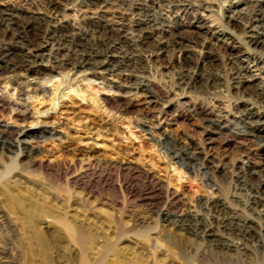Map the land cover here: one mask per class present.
<instances>
[{"label": "rangeland", "instance_id": "1", "mask_svg": "<svg viewBox=\"0 0 264 264\" xmlns=\"http://www.w3.org/2000/svg\"><path fill=\"white\" fill-rule=\"evenodd\" d=\"M204 1L213 4L215 13L209 18L213 21L226 16L236 0ZM7 5L32 10L21 0H0V8ZM60 6L71 22L82 15L102 13L111 18L124 12L105 3ZM241 7L242 3L231 9ZM158 11L168 20L180 16L166 6ZM194 16L187 14L190 20ZM3 32L0 28V35ZM124 43L152 92L172 90L169 96L164 94L163 101L172 104L160 121L156 116L162 102L149 104L143 93L129 92L110 75L78 78L71 84L64 71L10 78L0 74V126L11 129L10 136L26 141L33 151L30 157L0 152V264H264L260 239L247 242L239 259L234 253L223 256L200 237L171 229L157 216L170 201L181 204L174 209L179 212L199 198L220 196L240 210L255 187L264 195V144L241 142L255 159L256 173H250L240 165L242 150L232 138L216 134L202 122L212 109H228L238 96L202 84L184 94L173 90L177 66L147 63L129 42ZM229 45L243 52L237 40ZM215 48L202 72L224 77L226 51ZM167 57L166 61L171 55ZM250 74L260 76L252 68ZM33 86L39 91H31ZM143 123L151 129L143 128ZM164 137L183 151L211 149L218 158L211 167H220V160L227 166L207 172L197 166L184 168L159 141ZM14 180L17 185L11 187L8 183ZM4 185L9 193L2 192ZM27 211L32 215L24 218ZM76 233L86 238L82 245L76 244ZM232 241L241 243L236 236Z\"/></svg>", "mask_w": 264, "mask_h": 264}, {"label": "bare ground", "instance_id": "2", "mask_svg": "<svg viewBox=\"0 0 264 264\" xmlns=\"http://www.w3.org/2000/svg\"><path fill=\"white\" fill-rule=\"evenodd\" d=\"M60 1L94 7H102L105 3L123 8L124 12H116L111 18L102 13L93 14L94 17L82 15L71 22L66 18ZM60 1L21 0L31 7L30 11L8 5L0 8V28L4 29L0 35V74L10 78L31 72L41 75L45 70L64 71L66 82L71 84L77 82L78 78L84 80L88 76L110 75L119 79L116 84L129 92L143 93L149 99V104L157 105L162 102L156 116L159 120L165 115V109L171 107L172 100L163 99L164 94L169 96L167 93L172 90L165 93L152 92L145 78L140 77L141 71L136 68V61L133 63L132 53L127 54L123 48V43L129 42L147 63L178 67L173 90L184 94L187 89L202 84L208 90L220 88V91L238 96L228 109H212L204 115L202 122L216 134H226L232 138V142L242 150L240 165L246 171L256 173L253 155L241 148V144L247 140L264 144V0H236L229 6L232 8L242 3L243 7L238 10L229 8L226 16L224 14L213 21L209 20L215 13L213 4L204 0ZM161 6L172 8L181 17L176 15L168 20L160 13L161 10L158 11ZM191 12L195 16L190 20L187 14ZM184 18L186 21H183ZM215 24L219 31L215 30ZM200 29L202 30L197 31ZM233 40L243 45V52L229 47ZM216 45L226 51L225 56L222 55L226 71L224 77L217 73L214 75L211 71L206 74L202 72L206 62L211 63V50ZM168 55L171 57L166 61ZM191 65H194V71H189ZM196 68L199 71H195ZM251 68L260 76L250 74ZM31 91L39 90L33 86ZM21 92L22 89L18 94ZM142 127L151 129L146 123ZM11 134L12 130L7 126H0V152L30 157L33 151L29 149L28 143L13 139ZM159 141H163L164 148L172 159L184 168L191 170L197 166L199 171L207 172L211 168L218 170L227 166L222 163L223 160H217L220 167H211V161L218 159L213 156L211 149L205 152L199 146L192 153L180 150L169 137L159 138ZM236 162L232 168L236 166ZM8 184L11 187L17 185L15 180ZM10 191L3 186V193ZM253 191L254 195H247L240 210L220 196H206L179 212L174 209L181 204L170 201L157 216L167 226H171V229L200 237L209 244L210 250L216 249L223 256L234 253L239 259L250 240L260 239L264 249V195H260L256 187ZM31 215L28 211L23 213L24 218ZM67 230L72 231L71 228ZM232 236L239 237L241 243L232 241ZM74 238L78 246L86 239L79 233Z\"/></svg>", "mask_w": 264, "mask_h": 264}]
</instances>
